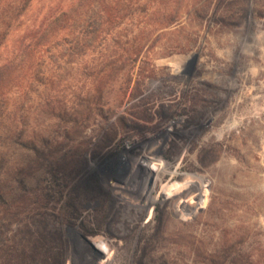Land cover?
I'll list each match as a JSON object with an SVG mask.
<instances>
[{"label":"rangeland","instance_id":"1","mask_svg":"<svg viewBox=\"0 0 264 264\" xmlns=\"http://www.w3.org/2000/svg\"><path fill=\"white\" fill-rule=\"evenodd\" d=\"M180 11L84 119L43 110L85 104L95 53L28 68L57 77L24 80L0 129V264H264V0Z\"/></svg>","mask_w":264,"mask_h":264},{"label":"trees","instance_id":"2","mask_svg":"<svg viewBox=\"0 0 264 264\" xmlns=\"http://www.w3.org/2000/svg\"><path fill=\"white\" fill-rule=\"evenodd\" d=\"M36 2L38 0H0L1 130L10 127L9 114L20 111L26 95L32 92L31 86L28 91H23L24 80L30 77L33 83L40 77L49 80L57 77L56 74L44 75L38 69L28 75L32 64L36 67L43 62V53H61L60 57L65 58L63 63H69L76 54L85 55L89 51L96 54L91 59V66H86L83 71L86 84L90 85L85 91V104L68 107L49 103L46 111L43 110L50 115L58 111L56 114L60 119L74 118L78 114L83 115V119L87 117L92 96L115 77L118 63L123 60L119 53L126 55L124 61L133 64V57L138 55L150 34L181 19L183 0H44L41 8H36ZM133 21L138 25V42L137 39L121 42L123 37L131 34L127 23L132 25ZM121 24L126 25L124 34L114 35L112 46L116 49L107 53V46L103 47L104 39ZM96 47L101 49L96 50ZM17 85L21 90L16 88L14 91ZM73 96V99H79V93ZM11 135L18 140L22 133L14 131Z\"/></svg>","mask_w":264,"mask_h":264}]
</instances>
